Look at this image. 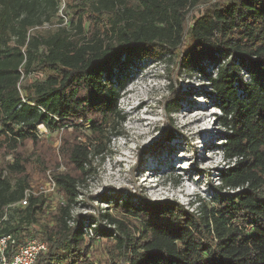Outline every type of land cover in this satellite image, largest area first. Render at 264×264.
I'll return each mask as SVG.
<instances>
[{
  "label": "trees",
  "instance_id": "obj_1",
  "mask_svg": "<svg viewBox=\"0 0 264 264\" xmlns=\"http://www.w3.org/2000/svg\"><path fill=\"white\" fill-rule=\"evenodd\" d=\"M65 7L68 23L47 26L58 0H0V233L18 244L43 240L47 249L34 264H264V0H66ZM146 60L175 65L162 103L164 140L174 135L178 72L208 82L226 167L218 184L208 183L207 198L189 200L195 208L142 193L113 198L110 212L107 205L74 215L83 197L93 198L82 188L96 176V159L123 134L118 100L131 67ZM39 124L64 131L65 169L43 160ZM83 124L85 142L76 139ZM31 171L54 181L62 197L54 209L41 193L18 204ZM83 220L94 224V237ZM98 236L109 243L97 245Z\"/></svg>",
  "mask_w": 264,
  "mask_h": 264
},
{
  "label": "rangeland",
  "instance_id": "obj_2",
  "mask_svg": "<svg viewBox=\"0 0 264 264\" xmlns=\"http://www.w3.org/2000/svg\"><path fill=\"white\" fill-rule=\"evenodd\" d=\"M63 1L64 8L58 15H64L67 22L66 0ZM63 1L61 0L62 3ZM201 11L202 7H199L193 16H199ZM58 21L57 15H54L45 25L61 24ZM189 41L190 39L186 37L184 45L187 46ZM173 67L175 65L150 60L141 62L137 68L131 67L126 88L120 93L121 98L118 100V107L124 115V120L118 127L123 134L111 136V153L106 154L104 159H96V176L89 181V185L82 188L84 194L93 198L90 201L85 200L86 196L83 197L84 203L74 206V215L76 213L94 215L98 208L103 210L107 205H110V212L113 210L111 206L113 198L120 196L125 198L142 193L151 201L175 199L185 207L195 208L193 205L190 206L188 199H195L197 195L207 198L208 183L218 184V171L226 167L221 160L219 147L223 142L221 138L225 129L214 123V116L217 113L213 112L219 110L217 102L208 82L198 73H190L188 70L178 72L176 79L178 99L170 115L175 129L174 135L169 141L162 139L165 135V113L162 111V103L170 94L168 76L169 69ZM135 106L137 107L132 111ZM186 108H189L190 113L182 120L180 116L183 112L186 114ZM202 115L206 117L200 122L183 127L184 121L194 120ZM78 123L81 124L83 121ZM88 126L89 124L77 126L78 141L85 142ZM37 128L40 139H43V147L39 149L43 160L48 164L57 163L58 169H65L60 150L64 131H50L43 125H37ZM141 132L144 133L139 135ZM26 146L27 149L32 148L29 143ZM153 167H156V170ZM45 175L39 171H31L30 189L37 194L47 195L48 204L54 209L62 197L56 189L46 191L53 186L54 181L45 180ZM175 180L177 182H174ZM53 187H56L55 183ZM94 242L99 246H105L109 239L98 236ZM96 247L98 246L93 244L91 248L94 251ZM100 251L99 249L98 255Z\"/></svg>",
  "mask_w": 264,
  "mask_h": 264
},
{
  "label": "built area",
  "instance_id": "obj_3",
  "mask_svg": "<svg viewBox=\"0 0 264 264\" xmlns=\"http://www.w3.org/2000/svg\"><path fill=\"white\" fill-rule=\"evenodd\" d=\"M63 6H64V1L62 3L61 0H58V7H59L58 12L63 10L64 8ZM58 12L56 14L58 20L61 22V24H66L67 22L66 19H64L65 18L64 15L60 16L58 15ZM241 74L243 75V78L247 80L248 78L247 75L244 72H241ZM124 88H126V86ZM123 96L124 95H122V97ZM53 186L51 188H48L46 191L48 192L55 191V187ZM46 191L44 190V192ZM36 194L37 192H34L32 189H26L18 204L20 206L26 205L28 201V197L30 195H36ZM4 218L5 216L3 217V219ZM69 221L70 224H77V222L73 221L72 219ZM83 221H84L83 227L85 228L86 235H88V237H94L91 231V227L94 226V224L88 225L87 220H83ZM9 248H11L10 255L7 253L9 252L8 251ZM46 249H47L46 243L38 238L29 237L24 239L22 243L18 244L16 239L13 238L11 234L0 233V264H34L38 254L45 253Z\"/></svg>",
  "mask_w": 264,
  "mask_h": 264
},
{
  "label": "bare ground",
  "instance_id": "obj_4",
  "mask_svg": "<svg viewBox=\"0 0 264 264\" xmlns=\"http://www.w3.org/2000/svg\"><path fill=\"white\" fill-rule=\"evenodd\" d=\"M140 93H141V90H140ZM137 106H135V107H133V109H132V111H134L135 110V108H136ZM190 108V107H189ZM189 108H186L185 109V112H186V114H184V112L182 113V115L180 116L181 117V119L182 120H184V119H186V115L188 114V113H190V110H189ZM184 109V108H183ZM184 111V110H183ZM206 116L205 115H202L201 117H199V118H195L194 120H189V121H184V126L183 127H189V126H191L193 123H198V122H200L202 119H204ZM139 121V120H138ZM139 123V122H138ZM141 123V122H140ZM142 125V124H141ZM141 125H138L139 127L141 126ZM139 129V128H138ZM140 130H142V128H140ZM143 130H145V129H143ZM142 133H144V132H141V133H139V135H141ZM205 140V139H204ZM152 164H153V162H152ZM156 167H153V169H155ZM156 170V169H155ZM149 178V177H148Z\"/></svg>",
  "mask_w": 264,
  "mask_h": 264
},
{
  "label": "clouds",
  "instance_id": "obj_5",
  "mask_svg": "<svg viewBox=\"0 0 264 264\" xmlns=\"http://www.w3.org/2000/svg\"><path fill=\"white\" fill-rule=\"evenodd\" d=\"M125 92H127V91H125ZM210 107H212V106H210ZM220 110V109H219ZM219 110L216 112H213V113H217V114H220V112H219ZM221 160L224 162V157H223V155H222V157H221ZM186 197V196H185ZM189 200H192L193 201V199H188V201Z\"/></svg>",
  "mask_w": 264,
  "mask_h": 264
}]
</instances>
